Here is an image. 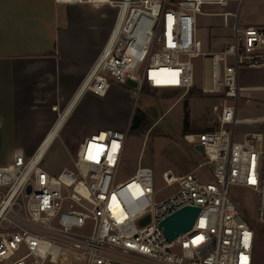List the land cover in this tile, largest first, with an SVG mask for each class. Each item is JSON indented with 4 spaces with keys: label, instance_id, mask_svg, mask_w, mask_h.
I'll return each mask as SVG.
<instances>
[{
    "label": "built area",
    "instance_id": "2783aa9c",
    "mask_svg": "<svg viewBox=\"0 0 264 264\" xmlns=\"http://www.w3.org/2000/svg\"><path fill=\"white\" fill-rule=\"evenodd\" d=\"M55 2L117 9L108 42L78 96L104 97L113 82L127 86L128 81L136 83L138 92L145 87L188 91L195 81L192 60L209 57L211 79L205 91L219 101L213 107L215 128L184 140L203 147L199 167L209 169L213 182H202L194 172L165 173L172 191L161 198L152 169L140 165L131 178L117 182L130 125L84 138L74 168L51 174L42 163L63 127L55 131L58 123L65 124L60 115L32 156L16 150L10 163L0 165V264H69L70 254L82 264H254L258 230L243 217L236 192L245 189L257 196L255 219L264 225V114L242 120L238 113L243 94L257 89L241 85V72L264 69V29L241 28L245 0ZM229 3L237 5L234 12L203 11L207 6L225 9ZM199 17L231 28V41L219 51L204 52ZM241 124L261 130L239 135ZM196 206L201 209L193 228L167 240L161 222Z\"/></svg>",
    "mask_w": 264,
    "mask_h": 264
},
{
    "label": "crops",
    "instance_id": "0c3cea01",
    "mask_svg": "<svg viewBox=\"0 0 264 264\" xmlns=\"http://www.w3.org/2000/svg\"><path fill=\"white\" fill-rule=\"evenodd\" d=\"M246 1L250 4L251 0ZM258 1L262 10L255 23L248 25L261 27L264 0ZM116 17L117 9L109 5L0 0V165L10 163L16 150L32 156L67 110V124H98L118 130L130 125V100L115 88V82L104 97L78 96L108 42ZM112 97L125 106L127 122L111 119L101 123L88 116L86 106L80 108L81 103L106 108L107 98Z\"/></svg>",
    "mask_w": 264,
    "mask_h": 264
},
{
    "label": "rangeland",
    "instance_id": "374dc122",
    "mask_svg": "<svg viewBox=\"0 0 264 264\" xmlns=\"http://www.w3.org/2000/svg\"><path fill=\"white\" fill-rule=\"evenodd\" d=\"M249 2L250 4L247 1L244 3L240 12L239 24L241 28L255 23L256 16L262 10V7L259 6L260 1L251 0ZM236 6L235 3H229L225 9L207 6L203 8V11L206 13L225 10L234 12ZM250 6H253L251 11ZM261 28L264 29V25ZM198 38L203 43L204 52L219 51L231 41V28H223L211 17H199ZM192 63L195 81L194 86L188 91L176 88L154 90L145 87L138 92L137 89L126 85L114 84L115 88H119L122 94L130 100L128 102L132 108L131 119L138 112H142L151 122V127L144 134L136 135L129 131L123 160L118 167L117 182L122 183L131 178L139 165L152 169L154 189L159 192L161 198L166 197L172 191V188L167 187L163 180L165 173L177 176L194 172L202 182H213V176L208 174L209 169L199 167L204 162L203 155L195 150V146L184 140L185 135L198 134L215 128L216 114L213 107L219 102L213 94L205 91L210 85L209 78L211 79L209 57L206 59L195 58ZM241 85L257 89L243 94L238 118L246 120L262 116L264 114V91L261 88L264 87V69L243 70ZM114 100V97L107 98L108 105L103 109L97 103L89 105L81 103L80 108L86 106L88 116L101 123H107L111 119L119 123L127 122L124 105ZM185 121L189 128L186 134L183 133ZM63 126L60 135L50 145L42 163V168L51 174H58L63 168L73 169L78 145L87 136L108 128L98 124L65 123ZM260 130L258 125L241 124L237 128L239 135ZM236 195L242 205L243 217L251 220L258 230L254 264H264V225L255 219L257 196L245 189L238 190ZM68 263L82 264L74 254H70Z\"/></svg>",
    "mask_w": 264,
    "mask_h": 264
},
{
    "label": "water",
    "instance_id": "95a60500",
    "mask_svg": "<svg viewBox=\"0 0 264 264\" xmlns=\"http://www.w3.org/2000/svg\"><path fill=\"white\" fill-rule=\"evenodd\" d=\"M127 86L131 88H136V83L133 81H128ZM195 150L201 155H204V149L202 146H195ZM28 191L30 192V188L28 189ZM200 209V206L186 207L161 222V227L163 228L166 239L172 241L177 239L181 235L189 232L194 226L195 220L200 212ZM148 222L149 218H146L142 221V224L144 225Z\"/></svg>",
    "mask_w": 264,
    "mask_h": 264
},
{
    "label": "trees",
    "instance_id": "16d2710c",
    "mask_svg": "<svg viewBox=\"0 0 264 264\" xmlns=\"http://www.w3.org/2000/svg\"><path fill=\"white\" fill-rule=\"evenodd\" d=\"M151 127V122L146 114L138 112L133 116L130 122V131L136 135L146 133ZM189 131L187 121L184 122L183 133L186 134ZM208 131V130H205Z\"/></svg>",
    "mask_w": 264,
    "mask_h": 264
},
{
    "label": "bare ground",
    "instance_id": "6f19581e",
    "mask_svg": "<svg viewBox=\"0 0 264 264\" xmlns=\"http://www.w3.org/2000/svg\"><path fill=\"white\" fill-rule=\"evenodd\" d=\"M161 72H166V71H161ZM211 74V73H210ZM178 84H173V86H177ZM78 97V96H77ZM67 112H68V110L64 113V114H62V120H65L67 117H66V115H67ZM62 125H63V121H60L59 123H58V125H57V128L55 129V131H58L61 127H62ZM54 142V141H53Z\"/></svg>",
    "mask_w": 264,
    "mask_h": 264
},
{
    "label": "snow or ice",
    "instance_id": "6c2138e0",
    "mask_svg": "<svg viewBox=\"0 0 264 264\" xmlns=\"http://www.w3.org/2000/svg\"><path fill=\"white\" fill-rule=\"evenodd\" d=\"M244 260H246L247 258H243Z\"/></svg>",
    "mask_w": 264,
    "mask_h": 264
}]
</instances>
